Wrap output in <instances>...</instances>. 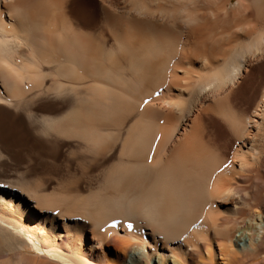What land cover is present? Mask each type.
I'll return each mask as SVG.
<instances>
[{
    "label": "bare ground",
    "instance_id": "bare-ground-1",
    "mask_svg": "<svg viewBox=\"0 0 264 264\" xmlns=\"http://www.w3.org/2000/svg\"><path fill=\"white\" fill-rule=\"evenodd\" d=\"M0 264H264V0H0Z\"/></svg>",
    "mask_w": 264,
    "mask_h": 264
}]
</instances>
